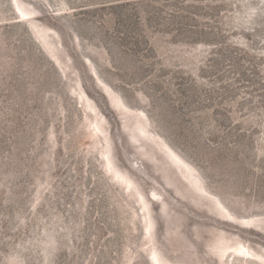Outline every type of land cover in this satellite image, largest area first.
I'll use <instances>...</instances> for the list:
<instances>
[{
  "label": "rangeland",
  "instance_id": "374dc122",
  "mask_svg": "<svg viewBox=\"0 0 264 264\" xmlns=\"http://www.w3.org/2000/svg\"><path fill=\"white\" fill-rule=\"evenodd\" d=\"M0 264H264V0H0Z\"/></svg>",
  "mask_w": 264,
  "mask_h": 264
},
{
  "label": "bare ground",
  "instance_id": "6f19581e",
  "mask_svg": "<svg viewBox=\"0 0 264 264\" xmlns=\"http://www.w3.org/2000/svg\"><path fill=\"white\" fill-rule=\"evenodd\" d=\"M18 13H19V18H20L22 21L25 20V19H27L28 17H30V14H32V13L25 12V11H23L22 9H20V11H19ZM40 46H41V45H40ZM105 88H106V87H105ZM106 90H107V88H106ZM106 90H105V91H106ZM108 97L112 99L113 103L115 104V108H116V110H117L118 112H120V113H126V112H127V111H125L124 109L121 108V106H122L121 102L116 101V100L114 99V97H113L111 94L108 93ZM114 100H115L116 102H115ZM139 115H140V116H143V113H142V112H139ZM166 150H167V149H166ZM169 154H170V153H169ZM172 158H173V160L176 161V158H175V157L172 156ZM214 200H216V199L214 198ZM218 201H219V200H218ZM222 214H223V217H224L225 220H228V221H231V220H232L231 215H230L229 213H227L224 209H222ZM233 219H234V217H233ZM242 220H243V219H242Z\"/></svg>",
  "mask_w": 264,
  "mask_h": 264
},
{
  "label": "water",
  "instance_id": "95a60500",
  "mask_svg": "<svg viewBox=\"0 0 264 264\" xmlns=\"http://www.w3.org/2000/svg\"><path fill=\"white\" fill-rule=\"evenodd\" d=\"M86 60H87V58H84V59H83L84 63H85ZM95 74H96V76H98L97 73H96V71H95ZM91 77H92V76H91ZM92 78H93V80H94V82H95L96 80L94 79V77H92ZM99 79H100V77H99ZM95 84H96V83H95ZM96 85H97V84H96Z\"/></svg>",
  "mask_w": 264,
  "mask_h": 264
}]
</instances>
